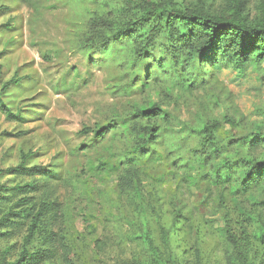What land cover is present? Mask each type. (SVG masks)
<instances>
[{"label": "rangeland", "instance_id": "obj_1", "mask_svg": "<svg viewBox=\"0 0 264 264\" xmlns=\"http://www.w3.org/2000/svg\"><path fill=\"white\" fill-rule=\"evenodd\" d=\"M150 1L211 14L234 5ZM239 1L250 19L264 15V0ZM157 17L143 0H0V264L18 260L26 213L42 202L53 209L25 247L43 248L49 259L34 264H234L219 233L225 219L248 218L250 234L252 218L264 226V184L245 192L234 171L238 154L262 160L264 143L238 148L231 140H264V66L241 75L206 64V75L186 78H197L189 88L172 70L186 51L172 54L161 33L139 59L140 30L149 32ZM153 103L163 118L137 116ZM213 121L221 141L207 155L200 130ZM148 124L159 133L147 145ZM105 127L102 137L81 133ZM22 160L38 170L7 171ZM25 185L34 190L19 193ZM49 232L58 243L48 245Z\"/></svg>", "mask_w": 264, "mask_h": 264}, {"label": "trees", "instance_id": "obj_2", "mask_svg": "<svg viewBox=\"0 0 264 264\" xmlns=\"http://www.w3.org/2000/svg\"><path fill=\"white\" fill-rule=\"evenodd\" d=\"M144 4L152 10V13L158 14L154 26L149 32H143L141 29L140 39L142 44L136 51L139 54V59H146L147 56L154 52L153 43L161 33L166 40V47L172 54H179L186 51V57L183 61H177L176 57L172 62L173 72L176 73L178 79L189 88L197 87L196 79H186L191 75L194 77L199 75L203 77L207 74L205 65H210L212 69L219 71L224 67H232L236 72H240L248 67L260 68L264 66V15L261 18L250 19L243 12L242 3L239 0H234L233 8L230 12L211 14L201 8H187L180 10H162L160 5L154 4L150 0H143ZM147 17L141 19L138 23L147 22ZM134 25V24H132ZM134 31V30H133ZM124 34L120 32L121 35ZM130 35V34H128ZM163 48V46H162ZM152 50V51H151ZM195 63V66L192 65ZM142 72L141 70L139 71ZM183 75L185 77L183 78ZM186 79V80H185ZM9 84H5L4 89ZM2 112L6 117H12L9 109L6 106H1ZM137 116L151 122L160 120L164 117L162 109L156 103L149 107L136 111ZM223 121L230 127H235V122L231 118L223 117ZM220 122L213 121L204 124L200 130L204 136L205 145L210 150L207 155L216 152V143L220 142ZM108 128H101L97 131L91 128L82 130L83 135L94 133L96 136L102 135ZM159 129L157 125L148 124L144 128L145 144H153L158 140ZM255 136H246L238 138L237 147L257 148L264 140ZM234 171L241 178V188L247 191L253 186H261L264 184V158L255 161L252 158H247L246 155L238 154L234 159ZM38 168L33 167L27 169L24 167L23 160L20 165L14 169H9V172L30 173ZM126 181V180H125ZM34 190L33 185H25L18 187L17 191L21 194H29ZM28 203L30 200H24ZM54 204L50 202H42L37 209H29L26 213L30 224L28 234L24 242L18 260L12 264H34L35 260H47L49 254L43 248L37 249L33 253H29L25 247L34 239L36 233L43 223L45 215L53 209ZM26 212V211H24ZM257 226L256 232H249L246 222L239 218L231 224V220L225 219V226L219 230L221 236L226 240L232 251L234 264H264V257L259 256L257 248L254 246V240L259 243L260 248L264 249V226L263 223L256 218H252ZM263 236V237H262ZM48 245L59 242V237L49 232L47 235Z\"/></svg>", "mask_w": 264, "mask_h": 264}]
</instances>
